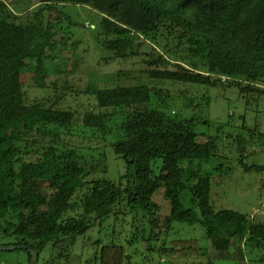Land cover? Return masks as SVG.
<instances>
[{"label": "trees", "instance_id": "1", "mask_svg": "<svg viewBox=\"0 0 264 264\" xmlns=\"http://www.w3.org/2000/svg\"><path fill=\"white\" fill-rule=\"evenodd\" d=\"M35 1L43 7L31 17ZM76 6L101 16L91 28L101 47L143 66L151 83L130 82V72L119 70L115 85H91L79 94L94 101L82 112L63 108L60 97L29 103L23 75L33 71L36 83L43 80L58 44L65 47L73 30L84 27L66 12ZM233 88L247 110L252 103L257 108L256 127L243 125L246 133L233 139L239 165L261 171L244 160L253 131L264 138L258 127L264 0H0V242H9L0 246H28L38 264H77L79 238L112 223L124 225L121 235L131 231V239L116 242L117 233L110 235L108 264H248L247 257L264 264V223L236 212L219 215L212 177L198 164L219 148L221 128L212 135L216 128L202 116L212 104L210 91ZM112 154L123 161H116L124 171L117 179ZM160 189L167 214L154 202ZM177 225H200L211 247L170 239ZM141 240L145 255L133 263L127 247ZM102 245L95 241L94 251ZM23 251L31 264V252Z\"/></svg>", "mask_w": 264, "mask_h": 264}, {"label": "rangeland", "instance_id": "2", "mask_svg": "<svg viewBox=\"0 0 264 264\" xmlns=\"http://www.w3.org/2000/svg\"><path fill=\"white\" fill-rule=\"evenodd\" d=\"M42 7L43 5L40 2L35 1L27 14L34 17V14ZM66 10L73 20L82 23L84 27L73 30L74 34L71 40L68 38L67 42L63 41L65 45L67 43L65 47L62 44H58V49H55L56 54H53L55 57L52 56L53 59L46 61L43 80H39L36 83V75L33 71L24 73L23 88L27 102L53 104L60 97L63 108L71 106L72 109L82 112L88 107L91 108L94 101L93 99L88 100L86 95L79 96V94L91 85L96 87L115 85L116 79L112 77V74L119 70L130 72V82L136 80L142 83H151V80L141 72V69L144 68L143 66H133L131 61L122 62L112 58L111 54L101 47V43L97 40L96 32L91 30V28L95 29L99 24L101 20L99 14L90 8L82 6L67 7ZM63 36L67 38L66 32H64ZM75 41L81 42L79 47L74 46ZM143 50L148 51V48L145 47ZM119 83L126 84L128 82L123 79ZM167 86L172 90L192 89L188 85L167 84ZM205 91V89H200L202 93H205ZM210 92L212 104L202 116L209 118L213 128H216V130H212V135H218L217 129L221 128L219 148L215 158L210 161L198 162V164L202 172L208 173L212 177L214 208L221 216H230L236 212L264 223V169L246 172L239 165L235 142H233L237 135L242 132L246 133V131L242 130L243 125H246V130L256 127V112L252 111L253 109L257 110L256 104L252 103L249 110H247L245 101L239 99L238 91L234 88L226 91L211 90ZM196 104L197 101L194 102V105ZM81 107L82 111L80 110ZM258 110L261 113L258 127L264 130V97L260 100ZM77 118L80 121L83 115H79ZM229 134L232 137L228 138L227 135ZM253 134H255V139L250 144L253 146H250V151H248L250 155L244 162L248 166L264 167V138H260L257 131H253ZM113 160L115 161L113 162ZM116 161L123 164L122 160L112 154L110 157V173L115 179L121 177L124 173L122 166L118 165ZM194 167H197V165H194ZM154 202L161 206L163 214L169 212L168 203L164 199L163 189L156 193ZM177 226L179 231L177 233L175 231L170 239H197L203 247H211L210 241L205 237V230L200 225L194 227L189 225ZM123 227L124 225H113L110 223V226L104 227L99 234L98 231H94L85 239L79 238L75 250V254L80 256L77 264H95L93 262L95 253L98 256L97 264H108L111 249L110 235L114 232L117 233L116 242H119L120 239L121 242L125 243L131 239V231H126L121 235V232H124ZM99 239L102 240L103 245L97 251H94V242ZM7 243L9 242H0V244ZM145 249L143 240L130 248L127 247L128 254L134 256L132 259L133 263L143 258ZM247 259L249 260L248 264H254L250 262V257H247ZM158 263L159 260L154 259L153 264ZM235 263L231 260L218 262V264ZM0 264H28V254L20 249L8 252L0 251Z\"/></svg>", "mask_w": 264, "mask_h": 264}, {"label": "water", "instance_id": "3", "mask_svg": "<svg viewBox=\"0 0 264 264\" xmlns=\"http://www.w3.org/2000/svg\"><path fill=\"white\" fill-rule=\"evenodd\" d=\"M19 249L29 250L31 252V254H32L31 264H38V254H37V252L34 249H32V248H30L28 246H24V245L0 246V251H4V252L19 250Z\"/></svg>", "mask_w": 264, "mask_h": 264}]
</instances>
